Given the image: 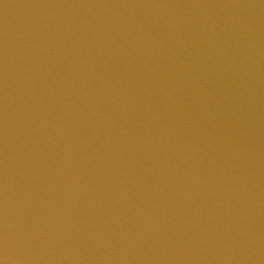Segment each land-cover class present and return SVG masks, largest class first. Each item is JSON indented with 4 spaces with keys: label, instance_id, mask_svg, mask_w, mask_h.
<instances>
[{
    "label": "water",
    "instance_id": "obj_1",
    "mask_svg": "<svg viewBox=\"0 0 264 264\" xmlns=\"http://www.w3.org/2000/svg\"><path fill=\"white\" fill-rule=\"evenodd\" d=\"M0 264H264V0H0Z\"/></svg>",
    "mask_w": 264,
    "mask_h": 264
}]
</instances>
